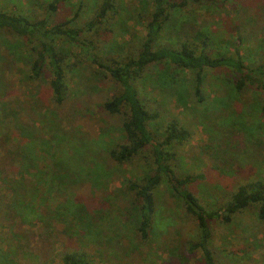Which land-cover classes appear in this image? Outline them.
Segmentation results:
<instances>
[{
    "label": "rangeland",
    "instance_id": "obj_1",
    "mask_svg": "<svg viewBox=\"0 0 264 264\" xmlns=\"http://www.w3.org/2000/svg\"><path fill=\"white\" fill-rule=\"evenodd\" d=\"M78 1L60 5L55 20L71 18ZM83 1L86 5L78 18L79 25L89 19L98 0ZM140 1L117 0V15L112 16L100 39L99 50L103 52L98 62L109 65L111 60H118V55L124 59L137 53L146 33L145 22L134 10ZM145 1L138 12L147 8ZM46 7L47 0H0V11L36 18L45 15ZM167 13L168 30L161 35V43L193 40L201 32L208 38V55L219 58L232 57L239 41L238 52L244 63L264 68V0H208L199 6L168 9ZM62 46L71 50L66 43ZM80 48L83 50H71L68 96L61 107L53 109L51 92L40 82L43 113L39 116L48 124L56 121L76 130L80 138L76 137L71 145L73 153L82 155L81 161L70 165L62 154L67 148L51 142L30 152V159L39 161L40 166L15 174V160L20 159L16 155L19 146L15 145L27 131L17 122V137L8 143L10 162L0 153V264H55L66 246L83 249L90 256L89 264H201L199 252L189 254L184 246L176 251L180 240H195L197 228L194 219L183 214L179 201L161 186L163 183L154 192L156 212L150 245L140 246L134 240L132 224L124 219L130 198L123 194V185L141 177L151 167L152 157L147 150L124 165L108 158L106 150L122 139L120 124L126 112L108 115L102 104L120 87ZM164 65L149 66L134 80L146 109L158 115L149 128L156 139L163 136L170 121L187 130V141L171 149L177 156L171 166L176 175L204 176L189 185V190L206 209L223 208L238 186L254 180L264 183L263 91L245 85L242 93L236 92L238 76L231 69H206L198 95H194L197 84L192 72ZM14 68L20 75L7 73L8 82L18 84L29 76L24 64H15ZM254 73L260 75L259 71ZM78 147L83 149L78 151ZM92 151H102L103 167L92 166L96 158L100 159ZM30 159L26 162L32 163ZM63 168L78 178L76 184L64 180ZM95 172L103 174L96 184L98 196L89 178H98V174L92 175ZM64 182L67 185L63 186ZM96 196L107 204L103 203L101 220L93 224L90 214L79 217L74 210L80 202ZM210 225L217 264H264V221L257 218L255 207L238 213L228 225L219 221ZM63 228L77 236L67 243ZM117 238L120 249L115 248Z\"/></svg>",
    "mask_w": 264,
    "mask_h": 264
},
{
    "label": "trees",
    "instance_id": "obj_2",
    "mask_svg": "<svg viewBox=\"0 0 264 264\" xmlns=\"http://www.w3.org/2000/svg\"><path fill=\"white\" fill-rule=\"evenodd\" d=\"M204 1L208 0H146L147 8L145 6L143 12H138L141 8V0L134 10L137 12L135 14L145 22L146 33L139 41L137 53L124 59L118 55L116 57L118 60H111L109 65L98 62L99 55L103 52L99 50V46L101 36L106 32L105 29L108 28L111 18L117 15L115 9L117 0H98L89 14V19L81 25L78 24V18L86 5L83 0L77 2L72 17L63 21L55 20V14L59 6L69 0H47L46 12L42 18L0 11V153L6 155L7 159L9 157L7 162H10L12 151H9L8 143L17 137L18 131H15L14 127L19 122L27 128V131L15 145V147L19 146L16 155L21 159L15 160L18 165L15 174L17 171H26L30 169L29 167L34 169L35 166H40L39 161L30 159V152L33 153L41 145L51 142L67 148V151L62 154H65V160L67 158L70 160V165L81 161L82 155L78 152L73 153L74 146L71 145L76 137L80 138L76 130L63 127L56 121L48 124L40 118L39 114L43 113L40 91L42 84L51 92L50 105H53V109L63 105L68 96V72L73 66L69 64L73 53L71 50L74 51L76 47L80 50H83L80 47L84 48L91 62L104 70L120 87L116 94L103 102V111L108 115L121 114L122 110L126 112L125 120L120 124L122 139L106 150L108 158L113 163L124 165L130 164L147 150L152 157L149 163L151 167L141 177L137 180L129 179L123 185V194L130 198L129 205L124 209L123 214L124 219L132 224L134 240L138 241L140 246L150 245L156 212L154 192L158 190V185L163 183L161 186H164L168 193L179 201L183 214L190 215L197 228L195 240H180L176 251H179L180 246H184L189 254L198 252L201 254V264H217L211 243L213 231L210 224L219 221L228 225L235 215L251 207H255L257 218L264 221V183L254 180L238 186L236 191L228 195V201L223 208L208 210L202 206L188 186L203 180L204 176L201 174L176 175L170 163L177 160L176 152L171 150L172 147L187 141V130L178 126L175 121H170L164 128L163 136L156 139L149 125L158 118V115L146 109L134 84V80L141 77L149 66L166 64L164 66H170L179 71L192 72L193 81L198 86L194 89V95H198L206 69L215 71L227 68L238 76L234 83L236 92L242 93L245 85H254L263 91L260 111L264 116V68L261 65L253 67L244 63L238 52L241 42L237 41L232 57L219 58L208 55L206 48L208 38L201 32L195 34L193 40L183 38L180 41L171 40L167 44L161 43V35L168 30V9L199 6ZM64 43L68 44L71 50L63 49L66 48L62 46ZM15 64H24L29 73V76L22 78L18 84L8 82L6 79L7 73L15 72L20 75V71L14 68ZM254 71H259L260 75H255ZM40 82H43L41 87H39ZM26 94H29L28 98L25 97ZM33 141L35 143L30 147L28 143ZM91 147L92 145L89 148ZM82 149L78 147V151ZM92 155L100 156V159L96 158L92 166L103 167L102 151H92ZM26 157L32 163H27ZM85 166H89L88 161ZM97 174L96 179L89 175L95 189L96 184L103 179L101 173L95 172L92 175ZM62 176L64 180L70 181L69 184L78 182V178L69 174L65 168H63ZM65 185L67 183L64 182L63 186ZM96 192L98 196L97 189ZM97 199L91 198L80 202L74 211L79 217L90 214L89 220L94 224L96 220H101L103 217V203L107 204V201ZM63 230L67 235V243L77 236V233L64 228ZM114 242L117 244L115 248H122L119 238ZM127 252L133 251L127 249ZM59 256V261L55 264L90 263V256L83 249L66 246Z\"/></svg>",
    "mask_w": 264,
    "mask_h": 264
}]
</instances>
